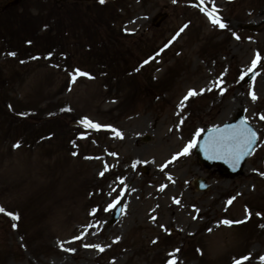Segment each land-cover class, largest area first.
Wrapping results in <instances>:
<instances>
[{"label":"rangeland","instance_id":"374dc122","mask_svg":"<svg viewBox=\"0 0 264 264\" xmlns=\"http://www.w3.org/2000/svg\"><path fill=\"white\" fill-rule=\"evenodd\" d=\"M107 3L69 14L72 58L62 36L56 49L39 46L54 19L42 14L47 0L0 15V264H168L169 253L176 264H235L247 255L244 264H262L264 64L252 83L241 76L257 52L264 63V0H214L224 29L200 10L211 11L213 0ZM76 67L92 78L68 87ZM190 90L198 94L185 100ZM240 111L260 135L241 175L200 166L193 149L177 157L198 131ZM85 119L110 127L94 130ZM198 178L208 181L205 192ZM123 197L128 208L111 223L109 205Z\"/></svg>","mask_w":264,"mask_h":264},{"label":"snow or ice","instance_id":"6c2138e0","mask_svg":"<svg viewBox=\"0 0 264 264\" xmlns=\"http://www.w3.org/2000/svg\"><path fill=\"white\" fill-rule=\"evenodd\" d=\"M100 2L104 3V0H100ZM174 2H175V0H174ZM203 3H204V0H201V4H203ZM200 10L202 12H204L205 15L208 16L209 20L214 25H218L221 29H224L226 27V25L223 22H221L220 17L217 15L218 9H216L214 7V0H213V7H212L211 11H209L205 7H201ZM236 38L239 39V37H236ZM10 55L15 56V53H10ZM260 61H261V54L259 52H257L255 55V58L252 61L251 68L248 69V71L252 72L257 67V64ZM146 63H147V61H146ZM77 76H87L89 79L92 78L91 76H89L88 73L77 70L76 73H74L72 75V82L73 83H75ZM243 79H244V77L241 76V80H243ZM223 91H224V89L221 88V93H223ZM197 94L198 93L196 91L190 90L188 92L187 96L185 97V100H187L188 97H192V96H195ZM250 95H251V98L253 101H255L257 99V96L255 95L254 92L250 93ZM180 107H181V109L183 108V102L181 103ZM261 119H264V117H261ZM83 123L86 127H89L91 129L98 130V131L105 128V127H110V126H103V125H100L98 123H94L93 121L87 120V119H85L83 121ZM111 131L113 133H115V135L117 137H119L121 139L123 138L122 133L119 132L118 130L113 128V129H111ZM202 131L203 130L198 131L196 133V136L197 137L200 136ZM256 140H257L256 132L248 125V122L245 120V121H241V124L238 126H229V127L224 128V129L216 128V129L210 130V138L206 142V145H205L203 150L206 153H208L209 159H224L225 162H230L233 166H235V165L239 164L240 160L244 156H248L251 154L252 145L256 142ZM197 144H198L197 139L193 138L183 148L182 152L177 154V157L189 155L190 150L197 147ZM19 146H20L19 144L16 145V147H19ZM177 157H174L173 159H175ZM132 167L135 168L136 164H133ZM164 167H167V165H164ZM161 170H163V168ZM100 175L103 176L104 173L101 172ZM169 179H171V177H169ZM121 183L123 184V181H121ZM160 190L163 191L164 186H162ZM118 203H119V200H117L115 203L109 205V209L115 208ZM175 203L179 204L180 201L176 200ZM228 203L231 204L232 201L229 200ZM105 210H108V209H105ZM4 212H5V210L2 207H0V213H4ZM5 214L11 216V218L14 220L19 219V216L16 214H13L10 212L5 213ZM92 214L95 215V210H93ZM257 215H260V214L257 213ZM242 222L243 221H240L237 223H242ZM223 223L227 226H231L233 222L230 220H224ZM209 231H211V229H209ZM77 239H80V237H77ZM90 247H96L101 252L104 251V249L99 247V245H90ZM176 252H179V249H177ZM169 255L171 257H173V259H171L168 262V264H176V258H175L176 254L175 253H169ZM248 259H250V257H244L243 259H237L235 261V264H244V262ZM261 262H262V264H264V256L261 257Z\"/></svg>","mask_w":264,"mask_h":264},{"label":"bare ground","instance_id":"6f19581e","mask_svg":"<svg viewBox=\"0 0 264 264\" xmlns=\"http://www.w3.org/2000/svg\"><path fill=\"white\" fill-rule=\"evenodd\" d=\"M232 114H235L234 112H232ZM245 257H250L249 255L245 256ZM240 258V257H239ZM244 257H241L240 259H243ZM249 260V259H248ZM247 262V260L245 261Z\"/></svg>","mask_w":264,"mask_h":264}]
</instances>
